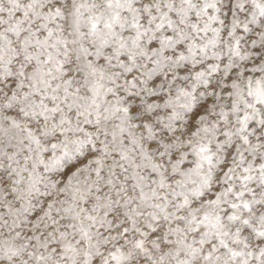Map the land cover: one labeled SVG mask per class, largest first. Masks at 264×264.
<instances>
[{
  "label": "snow or ice",
  "instance_id": "snow-or-ice-1",
  "mask_svg": "<svg viewBox=\"0 0 264 264\" xmlns=\"http://www.w3.org/2000/svg\"><path fill=\"white\" fill-rule=\"evenodd\" d=\"M0 264H264V0H0Z\"/></svg>",
  "mask_w": 264,
  "mask_h": 264
}]
</instances>
